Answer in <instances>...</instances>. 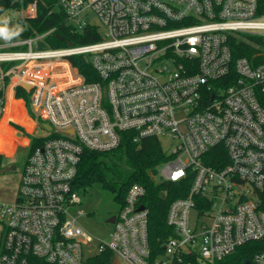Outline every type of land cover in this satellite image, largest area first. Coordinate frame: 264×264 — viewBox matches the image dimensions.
I'll list each match as a JSON object with an SVG mask.
<instances>
[{
  "label": "built area",
  "instance_id": "2783aa9c",
  "mask_svg": "<svg viewBox=\"0 0 264 264\" xmlns=\"http://www.w3.org/2000/svg\"><path fill=\"white\" fill-rule=\"evenodd\" d=\"M58 2L74 31L96 28L101 39L39 48L50 30L0 42V118L11 85L24 110L16 90L31 94L35 121L32 131L14 129V138L29 137L17 149L30 151L14 200L0 203V264H90L104 252L112 264H264V0ZM6 12L22 13L17 22L35 19L39 0L0 7V16ZM235 42H244L250 57H236ZM74 56L90 59L97 81L64 61ZM47 61L68 71H34ZM126 131L137 139L173 138L155 179L190 178L191 185L168 209L173 232L158 253L139 184L113 215L109 238L90 253L84 194L74 189L78 166L86 150H112ZM252 242L260 251L234 258Z\"/></svg>",
  "mask_w": 264,
  "mask_h": 264
},
{
  "label": "trees",
  "instance_id": "16d2710c",
  "mask_svg": "<svg viewBox=\"0 0 264 264\" xmlns=\"http://www.w3.org/2000/svg\"><path fill=\"white\" fill-rule=\"evenodd\" d=\"M33 1L35 0H18L12 3L9 0H0V7L1 9L9 7L22 9ZM18 22L25 28L21 34L24 38L53 30L39 45V48L42 49L65 48L93 43L101 39L96 28H88L82 34L74 31L68 17L60 8L58 0H39L37 18L23 19ZM234 46L238 50L236 57H250L251 50L246 47L244 42H235ZM69 60L79 70V73L85 77L86 81L98 80L89 58L74 56L70 57ZM1 96L2 93H0ZM16 98L25 101L28 113L34 117L31 94L19 87L16 90ZM8 104L23 108L22 101L15 100L12 96ZM6 116L16 119L9 113ZM13 125L17 129L23 130L22 127L16 124ZM2 126L14 132V129L8 125V121L3 123ZM35 141V138L32 139V147ZM169 158L170 156L163 151L158 138L145 137L137 139L132 131L122 132L121 142L116 148L108 151L86 150L84 152L74 180V189L81 194H85L93 189L95 185H100L114 194V200L120 208L125 204L128 189L132 185L139 184L143 186L146 189V195L142 202L149 211V243L152 252L158 253L162 241L173 232L167 223L168 209L174 200L188 195L191 185L190 178L179 183H158L156 181L155 175L158 173V168ZM3 160V157L0 156V170L3 168ZM257 251H260L259 244L248 243L236 252L234 258L242 262L245 259H250ZM113 261L114 256L112 253L104 252L91 259L90 264H112Z\"/></svg>",
  "mask_w": 264,
  "mask_h": 264
},
{
  "label": "rangeland",
  "instance_id": "374dc122",
  "mask_svg": "<svg viewBox=\"0 0 264 264\" xmlns=\"http://www.w3.org/2000/svg\"><path fill=\"white\" fill-rule=\"evenodd\" d=\"M5 14L11 16L12 25L19 23L15 19L22 16V13L19 12H6ZM91 23L96 26H99V21L94 15L91 17ZM20 37L21 35L12 39L11 41H5L3 39H0V42L5 43L17 41L20 39ZM64 61L69 62L71 64L70 60ZM45 63V65L49 64L50 66H42L39 68H35L34 71L39 74L46 72L48 75L59 74L68 71L65 65L54 67V61H47ZM27 89L30 88L27 87ZM11 94L12 86L10 85L7 91V104L11 97ZM10 108L9 114L13 115L16 119H8L5 113L0 118V124L3 125V122L6 123L8 121L10 124H16L19 127H27L26 129L32 131L34 124L28 117H32L28 113V111L27 116L21 106H15L11 109ZM12 128L16 129L15 126ZM26 143V139L21 137L14 138V133L11 130L6 129L3 126L0 127V156L4 159L3 168L0 170V203L12 202L15 198L22 164L28 156L30 148L20 146L16 151L15 159L14 155L17 146L19 144L25 145ZM160 143L162 145L163 151L167 154L171 153L175 146V140L173 138L162 137L160 138ZM11 164L15 165L17 169L10 170ZM82 198L84 200L82 208L85 210L86 214L81 219V222L84 228L92 237V241L89 243V245L85 247V250L90 253H96L100 241L107 240L109 238L110 232L112 230V225L108 223V219L113 214H116L118 212L119 205L114 200V194L102 188L100 185H95V187L85 193Z\"/></svg>",
  "mask_w": 264,
  "mask_h": 264
},
{
  "label": "clouds",
  "instance_id": "9594fccd",
  "mask_svg": "<svg viewBox=\"0 0 264 264\" xmlns=\"http://www.w3.org/2000/svg\"><path fill=\"white\" fill-rule=\"evenodd\" d=\"M11 19L12 18L7 15L0 16V39L11 41L16 37H19L25 30L24 26L20 23L12 25Z\"/></svg>",
  "mask_w": 264,
  "mask_h": 264
},
{
  "label": "water",
  "instance_id": "95a60500",
  "mask_svg": "<svg viewBox=\"0 0 264 264\" xmlns=\"http://www.w3.org/2000/svg\"><path fill=\"white\" fill-rule=\"evenodd\" d=\"M44 129H46V130H48V129H50L51 128V126L49 125V124H43V126H42ZM43 133V130L41 129V128H39L38 130H37V134H42ZM18 135H20L21 136V133L20 132H18ZM13 169V168H12ZM144 209V207L142 206V207H140V210H143ZM115 222V216H112V217H110L109 219H108V223H114ZM248 264V263H247Z\"/></svg>",
  "mask_w": 264,
  "mask_h": 264
},
{
  "label": "crops",
  "instance_id": "0c3cea01",
  "mask_svg": "<svg viewBox=\"0 0 264 264\" xmlns=\"http://www.w3.org/2000/svg\"><path fill=\"white\" fill-rule=\"evenodd\" d=\"M16 100V99H15ZM8 106V105H7ZM7 108V107H6ZM24 111H26L25 113H27V109H26V106H25V110ZM5 113H6V110H5ZM4 113V114H5ZM27 115H28V113H27ZM7 117V116H6ZM29 118H30V120L33 122V124H35V121L32 119V117H30V116H28ZM8 119H12L11 117H7ZM4 123V122H3ZM12 124V123H11ZM9 122H8V125L10 126V127H14L13 126V124L11 125ZM0 127H2V125L0 124ZM4 127V126H3ZM22 128H25V127H22ZM27 128V127H26ZM7 129V128H6ZM17 129V128H16ZM28 130V129H27ZM38 130V129H37ZM12 131V130H11ZM13 132V131H12ZM14 133V132H13ZM24 139H26V141L28 142V139H29V137H25ZM26 145V144H25ZM16 151H17V148H16V150H15V155H14V159H15V156H16ZM13 159V160H14Z\"/></svg>",
  "mask_w": 264,
  "mask_h": 264
},
{
  "label": "bare ground",
  "instance_id": "6f19581e",
  "mask_svg": "<svg viewBox=\"0 0 264 264\" xmlns=\"http://www.w3.org/2000/svg\"><path fill=\"white\" fill-rule=\"evenodd\" d=\"M12 108V107H15V105H11V104H8V106H7V108H6V114H8L9 113V108ZM10 108V109H11Z\"/></svg>",
  "mask_w": 264,
  "mask_h": 264
},
{
  "label": "flooded vegetation",
  "instance_id": "af4514ba",
  "mask_svg": "<svg viewBox=\"0 0 264 264\" xmlns=\"http://www.w3.org/2000/svg\"><path fill=\"white\" fill-rule=\"evenodd\" d=\"M10 166H11V167H10V170H16V169H17L16 166L13 165V164H11ZM12 168H13V169H12Z\"/></svg>",
  "mask_w": 264,
  "mask_h": 264
}]
</instances>
